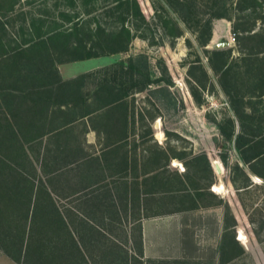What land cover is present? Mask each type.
<instances>
[{"label":"rangeland","instance_id":"obj_1","mask_svg":"<svg viewBox=\"0 0 264 264\" xmlns=\"http://www.w3.org/2000/svg\"><path fill=\"white\" fill-rule=\"evenodd\" d=\"M76 41L86 53H102L104 43L113 53L57 65L61 81L93 65L81 75L116 70L128 57L142 55L147 69L139 71L138 85L146 87L123 92L127 84L121 81V99L108 104L114 99L98 90L100 80L84 77L68 91L53 89L50 106L41 112L36 107L38 115L25 101L21 115L49 122V128L71 122L65 136L46 144L65 141L72 157L100 171L95 183L183 190L172 192L180 199L161 210L172 212L156 218L180 213L178 207L192 199L191 208L223 204L224 226H230L231 204L250 252L239 255L225 231L223 262L235 257L229 264H264V0H0V80L19 56L45 73L48 57L57 62L82 53L81 47L74 52ZM95 41L103 44L89 48ZM113 41L126 44L125 50ZM7 84L0 81L2 88ZM28 85L24 94L33 90ZM8 119L0 114L1 123ZM117 119L122 134L109 136ZM113 138L118 142L108 146ZM200 154L208 166L197 159ZM248 183L256 184L244 189Z\"/></svg>","mask_w":264,"mask_h":264},{"label":"trees","instance_id":"obj_2","mask_svg":"<svg viewBox=\"0 0 264 264\" xmlns=\"http://www.w3.org/2000/svg\"><path fill=\"white\" fill-rule=\"evenodd\" d=\"M114 42L119 44L120 51L125 50L126 44ZM102 44L103 41H95L89 48ZM104 44L100 47L102 53H86L84 44L76 41L74 52L81 47L82 53H72L57 62L48 57L45 73L39 65L22 61L19 56L0 80L11 84L0 87V114L9 118L0 122V253L15 264H172L143 258L141 220L172 212L161 210L180 199L181 195H170L172 192L183 190L140 191L119 185L112 189L104 183H95L99 170L96 174L90 165H82L72 157L65 141L53 147L46 144L54 135L65 136L71 122L49 128L46 127L49 122L43 125L36 117L21 115L25 101L32 105L31 113L38 115L36 107L41 106V112L50 106L53 89L58 94L63 87L68 91L84 77L100 80L98 90H108L114 99L108 104L121 99L117 98L121 81L127 84L121 89L123 92L138 86L145 88L147 83L138 85L142 80L139 71L147 69L142 55L128 57L116 70L102 67L70 81L60 80L57 65L113 53L106 51ZM62 48L61 51L67 47ZM109 73L112 74L106 78ZM26 83L33 89L28 94H24ZM22 84L24 87L19 90L18 85ZM9 115L15 117L10 119ZM122 129L123 124L113 120L109 136L122 134ZM118 140L110 139L108 146ZM77 151L82 154L80 149ZM197 159L208 166L204 154ZM164 167L158 170L166 173ZM155 193L162 194L150 197ZM190 202V206H179L176 211L190 209L194 201ZM238 252L242 255L241 249Z\"/></svg>","mask_w":264,"mask_h":264},{"label":"crops","instance_id":"obj_3","mask_svg":"<svg viewBox=\"0 0 264 264\" xmlns=\"http://www.w3.org/2000/svg\"><path fill=\"white\" fill-rule=\"evenodd\" d=\"M94 68L95 65L81 72H69L70 74L64 78L70 79L69 76L73 78L74 75H81ZM255 184L248 183L244 189L255 186ZM219 198L222 199V197ZM229 205H232H227L228 215L232 221L230 226H224V207L221 203L190 208L164 218L155 216L141 220L143 258L167 260L172 264H184V261L199 262V264H229L235 257H231L227 262L222 260V242L225 231H231L237 250L241 249L242 255L248 254L250 246L246 242L243 228L238 225L239 217L235 208H230ZM239 208L241 209L240 205ZM0 263L15 264L2 254H0Z\"/></svg>","mask_w":264,"mask_h":264},{"label":"bare ground","instance_id":"obj_4","mask_svg":"<svg viewBox=\"0 0 264 264\" xmlns=\"http://www.w3.org/2000/svg\"><path fill=\"white\" fill-rule=\"evenodd\" d=\"M218 165H215V167H216V169L218 170V167H217Z\"/></svg>","mask_w":264,"mask_h":264}]
</instances>
